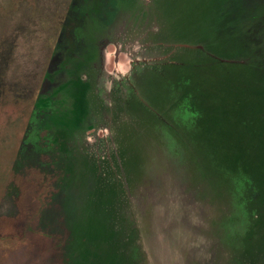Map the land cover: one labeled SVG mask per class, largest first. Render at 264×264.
I'll return each instance as SVG.
<instances>
[{
  "label": "rangeland",
  "instance_id": "1",
  "mask_svg": "<svg viewBox=\"0 0 264 264\" xmlns=\"http://www.w3.org/2000/svg\"><path fill=\"white\" fill-rule=\"evenodd\" d=\"M76 1L0 0V264H67L78 200L83 223L94 222L98 232L86 252H75L74 264H264V224L255 223L259 186L248 174L259 151L250 148L255 141L246 148L240 130L250 115L244 103L256 94L255 84L247 86L256 78L195 76L178 90L168 86L172 75L154 81L150 98L163 109L186 107L203 94L197 106L206 107L195 118L177 108L159 111L139 81L146 69L180 65L182 50L205 53L201 45L176 43L175 35L192 43L205 36L212 44L219 36L223 41L230 33L228 0H120L99 37L84 26L92 4L76 9ZM79 21L71 38L79 55L74 46L59 49L63 25ZM261 30L258 24L246 34ZM56 50L72 59L88 54L75 64L84 84L79 104L73 98L59 104L50 125L41 95ZM115 94L130 109L116 106ZM187 118L183 147L176 140L185 139ZM63 134L65 155L54 141L61 144ZM229 146L243 147L236 160L228 157ZM68 172L86 175L87 186L71 191L63 213L59 186ZM78 179L69 181L80 186Z\"/></svg>",
  "mask_w": 264,
  "mask_h": 264
},
{
  "label": "trees",
  "instance_id": "2",
  "mask_svg": "<svg viewBox=\"0 0 264 264\" xmlns=\"http://www.w3.org/2000/svg\"><path fill=\"white\" fill-rule=\"evenodd\" d=\"M89 2L92 5H87V7L91 8L88 11L90 12V17L88 18L87 22L85 21V29L89 33L93 34L94 37L103 36L108 27L113 24V21L119 9V5L122 3L120 0H77L75 5L78 8L76 9H80L79 6H85ZM226 2L228 4V9L231 12L229 14L230 33L228 34V36H224L223 41H221V38L219 36V38L217 39V43L212 44L213 42L207 41L208 38L206 36L203 38V40L194 41L192 43L184 38L177 39L175 35L174 41L176 43L201 45L205 49V53L204 51L198 49H195L194 51L182 50L184 54L177 56V59L179 57L178 60H180L181 64L177 66H169L163 69L160 74L149 75L148 83L145 86L148 91L144 90V92L146 97H148V101L153 107L157 108L158 105L157 109L159 111L167 113L171 109L177 108L180 111L186 110L189 114L192 115V118H195V114H197L198 110L202 112L200 108L204 109L206 107L205 105H202L203 107L197 106L202 102V99L204 98L203 94H200V96L198 95L194 98L195 100L197 99V97H199L197 101H189L190 104L187 101L185 104L186 107L184 105L182 106L173 104L170 107H166L167 109H163L162 107H160V104L162 103L159 104V101L155 102L154 99L150 98V90L154 84V81L156 79H159L160 81L162 80V82L165 83L167 77H170V79H172L173 77V79L171 80L173 81V83L169 84L168 86H171L173 87V89L178 90L181 87H185L186 89L189 88L188 84L190 80L195 76H201V78L204 79L207 75L213 74V78L214 75L218 76L219 74H222L223 76L228 75L229 77L246 76L256 78V82H251L247 86V89H253V84H255L256 94L254 93L255 98H251L250 96V98L244 103V109L249 112L250 115L248 116L249 119H247L246 125H244L240 130H244L243 139L248 140L246 148L250 147L249 145H251L253 141H255L253 147L250 148L257 149L259 151L254 165L253 163H251V165L253 166L252 172L248 173L250 174L251 178L257 183V187L259 186V210L257 211V219L255 221L256 227H258L259 225L264 224V45L263 47L261 46L260 40V35H262L264 38V0H228ZM84 14L81 15L80 18H82ZM74 23H66L62 27L61 41L63 43V47L68 46L69 49H71L73 46L76 47L71 38L74 39L75 31H73V29L80 26L81 22L79 21L76 22V24ZM258 24H260L262 30L259 32L257 31V35L255 34L249 37L246 34V30L249 27L255 28V26H257ZM219 32L220 31H217L218 34ZM213 33L214 32H212V34ZM85 38L86 37H84L85 41L86 39L89 40L88 38ZM92 39L94 40V38ZM167 39L168 37L165 36V40ZM86 43L88 45L89 43L91 45L93 44L92 40L91 42L86 41ZM76 50L78 53L77 47ZM206 53L214 54L218 56V58L224 60H241L243 61V64L220 63L215 59L209 57ZM77 55H79V53ZM183 55H185L186 58L183 57ZM260 65L263 69L260 67ZM170 75H172V77ZM75 83L77 87V93L73 97V99L75 100L74 105L79 104L80 96L83 95L84 88V84H82L79 79H77ZM84 91H86V89ZM81 102H83V107L84 101ZM255 113L256 121L251 116L253 115L255 117ZM192 118H187L183 121V125L185 126V128L183 129L185 139L179 138L178 140H176L177 144H179L180 142L183 147L185 146L184 144L189 142L188 138L190 137L187 136L186 130L190 131L189 125L191 124L190 122ZM248 120H250V122H248ZM157 122L160 123L159 121ZM162 125L164 126V124ZM232 147L233 146H229L228 148V157L230 158V153L231 155L234 154L233 160H236L237 157L241 155L240 153L243 152L244 149L243 147H240V150L236 148L234 149ZM251 151H248L247 156H250ZM233 160H231V162ZM228 168H230V166ZM64 206L65 208L63 207V213H67V203H65ZM85 222L87 223L84 224L83 221L79 222V226H77V228L75 229V234L73 235V238L76 237L75 244L74 246H71V253L70 256L67 257V264H74V262H77L78 258L75 256V252H86L84 251V249L86 250V246L88 245V243L94 240L95 232H98V228L94 224V222H91L90 220H85ZM249 237L250 236L248 235V238ZM247 240L245 241L248 242ZM238 264L243 263H240L239 261Z\"/></svg>",
  "mask_w": 264,
  "mask_h": 264
},
{
  "label": "flooded vegetation",
  "instance_id": "3",
  "mask_svg": "<svg viewBox=\"0 0 264 264\" xmlns=\"http://www.w3.org/2000/svg\"><path fill=\"white\" fill-rule=\"evenodd\" d=\"M91 47H93V46H90V48H88V52H90V54H91V50H92ZM63 48L66 49L67 47H63V46L59 47V49H63ZM88 52L86 53V55L88 54ZM81 60L78 58L72 59L71 54L66 52V51L61 52V51L56 50L53 53V57L50 61V65L48 68L47 79L45 80V83H44V91H46V92H44V94L41 95L42 98L45 99V104H44L45 107H43V112L42 111L41 112L46 114V116H43V115H41V116L45 117L46 124L47 123H49V124L50 123H53V124L56 123V120L58 118L55 119L56 115H54V112H52V110H54V109L57 110V108H59V110H61L63 107L59 104H64L65 100L68 101L69 99L73 98L74 95L77 93V91H76L77 87H76L75 81L77 79H79V77H78L79 70L77 69L75 64L77 61H81ZM78 65H79V62H77V66ZM169 66H172V65L169 64ZM169 66L166 63H164L161 66H158V67L155 66V67H152L151 69H148V70L146 69L145 71H142L141 75L139 76L140 77L139 81L141 83V87L142 86L145 87L147 85L149 75H154V73L160 74L163 69H165ZM88 78L90 80L88 82H86V84L88 85V87L91 88V86L93 84V79H92L93 77L91 78L90 76H88ZM100 81H101V77H100ZM97 83L103 84V82H99V80ZM114 97L116 99L115 100L116 106L126 108V107H129L131 104L127 100H126L125 104H121L123 97L120 98L117 96V94H115ZM129 109H130V107H129ZM129 109L127 111H130ZM140 109L143 110V112H146L148 115L152 114L149 112L150 110H148L147 108H144V107L142 108L140 106ZM61 113H64V115H65V111L61 112ZM36 131L39 132L40 130L37 128ZM58 132L62 133L63 131L60 130ZM39 134H40V132H39ZM117 136H119V139H121L119 132L117 133ZM60 139H61V144H59V139L58 140L54 139V141H55V143H58V145L61 147V150L63 152V151H65L64 144L66 143L65 134H63ZM121 140H123V139H121ZM35 143H37V142H35ZM63 154L65 155V152H63ZM67 156L68 155H66L65 157H67ZM85 176L86 175H84V176L81 175V177H80V176L75 175V173L72 174L71 172H68L66 174L63 173L62 177L63 178L65 177V180L63 181V185L59 186L60 194H62V197L64 199L62 202V208H63V205L65 203H67V199L69 198L68 197L69 194L73 193V192H71L72 190H74V189L76 190L77 188L78 189L84 188L85 186H87L85 184ZM78 177H79V179L77 182L80 183L79 184L80 186H76L75 184H71L69 179L73 178V180H76ZM82 185H85V186L81 187ZM75 206H76V212H75L74 216H76L77 222H81L83 220V217L85 216L83 202L80 200L75 201ZM62 223H63V219H62L61 224ZM64 256H65L64 257L65 261L67 262L68 259H67L66 255H64Z\"/></svg>",
  "mask_w": 264,
  "mask_h": 264
},
{
  "label": "water",
  "instance_id": "4",
  "mask_svg": "<svg viewBox=\"0 0 264 264\" xmlns=\"http://www.w3.org/2000/svg\"><path fill=\"white\" fill-rule=\"evenodd\" d=\"M178 47H180V48H190V47L187 46V45H178Z\"/></svg>",
  "mask_w": 264,
  "mask_h": 264
}]
</instances>
